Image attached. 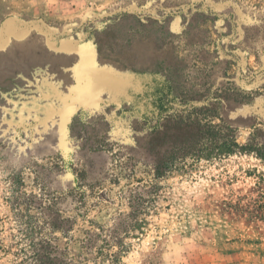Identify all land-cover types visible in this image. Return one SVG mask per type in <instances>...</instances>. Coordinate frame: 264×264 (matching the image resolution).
<instances>
[{"label": "rangeland", "instance_id": "374dc122", "mask_svg": "<svg viewBox=\"0 0 264 264\" xmlns=\"http://www.w3.org/2000/svg\"><path fill=\"white\" fill-rule=\"evenodd\" d=\"M188 124L264 132V0H0V264H264V158Z\"/></svg>", "mask_w": 264, "mask_h": 264}, {"label": "trees", "instance_id": "16d2710c", "mask_svg": "<svg viewBox=\"0 0 264 264\" xmlns=\"http://www.w3.org/2000/svg\"><path fill=\"white\" fill-rule=\"evenodd\" d=\"M207 113L209 114L214 112L211 111ZM209 115L212 116L211 114ZM195 124H198V122L196 121ZM156 130L157 128L154 129V132H156ZM178 131L181 133L180 135L184 139L179 148L180 153L183 155L182 157L188 156L190 158L199 159L202 156L210 157L211 155H214V157H220L225 155H231L234 153H253L261 157V159L264 158V132L255 127L252 128L251 136L248 138L247 142L242 145L236 141L235 131L228 126H225L224 124H205L202 127L198 126V128L195 129L192 127V125L189 124L185 125L184 128L181 129L180 125L178 127ZM200 134H202L203 136L201 137ZM158 136L159 134H156V138L151 137V139L147 142V151L157 156L158 152L154 151L157 149V144L155 140L158 139ZM162 136H166L165 132L162 133ZM172 165L173 163L171 160L159 161L155 166V175L158 176L162 172L168 171L170 168H172ZM131 198H133L132 201H139L136 199L135 196H131ZM251 216L255 220L264 219V202L262 204L259 203V205L254 211V214H251ZM135 219V217L130 218L129 221H124L122 224H119L117 225V227H114L113 230H109V234H112L110 235V238H118L117 234L120 230V227H127L130 230L140 231V227H142L141 223H139ZM94 228L97 229V231L99 232L98 237L101 238L104 229L101 226L97 225H95Z\"/></svg>", "mask_w": 264, "mask_h": 264}]
</instances>
